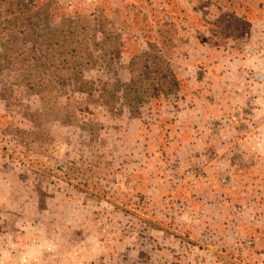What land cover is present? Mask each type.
<instances>
[{
  "label": "rangeland",
  "instance_id": "1",
  "mask_svg": "<svg viewBox=\"0 0 264 264\" xmlns=\"http://www.w3.org/2000/svg\"><path fill=\"white\" fill-rule=\"evenodd\" d=\"M0 264H264V0H0Z\"/></svg>",
  "mask_w": 264,
  "mask_h": 264
}]
</instances>
